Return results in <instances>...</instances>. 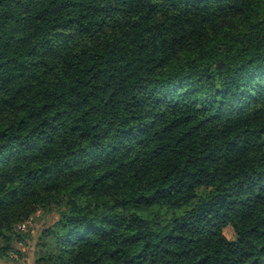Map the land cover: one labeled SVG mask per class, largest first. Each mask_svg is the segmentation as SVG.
<instances>
[{
  "label": "trees",
  "instance_id": "trees-1",
  "mask_svg": "<svg viewBox=\"0 0 264 264\" xmlns=\"http://www.w3.org/2000/svg\"><path fill=\"white\" fill-rule=\"evenodd\" d=\"M53 209L34 264H264V0H0V264Z\"/></svg>",
  "mask_w": 264,
  "mask_h": 264
},
{
  "label": "rangeland",
  "instance_id": "rangeland-1",
  "mask_svg": "<svg viewBox=\"0 0 264 264\" xmlns=\"http://www.w3.org/2000/svg\"><path fill=\"white\" fill-rule=\"evenodd\" d=\"M56 220L55 209L50 214L38 212L35 216L18 227V230L28 238L25 242L20 243L19 254L13 255L2 264H34V260L38 254L37 251L44 248L43 243H49L51 238L43 236L42 232ZM226 237L231 240L234 238V233L231 228L227 227L224 230Z\"/></svg>",
  "mask_w": 264,
  "mask_h": 264
}]
</instances>
